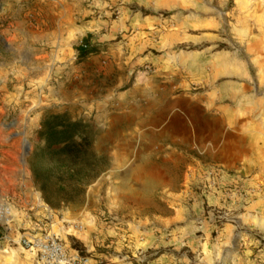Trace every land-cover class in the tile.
Returning <instances> with one entry per match:
<instances>
[{
  "label": "rangeland",
  "instance_id": "1",
  "mask_svg": "<svg viewBox=\"0 0 264 264\" xmlns=\"http://www.w3.org/2000/svg\"><path fill=\"white\" fill-rule=\"evenodd\" d=\"M171 95L208 112L185 172L148 157L178 141L152 118ZM62 115L89 142L74 178L39 133ZM0 204V264H31L23 232L90 264H264V0H0Z\"/></svg>",
  "mask_w": 264,
  "mask_h": 264
},
{
  "label": "crops",
  "instance_id": "2",
  "mask_svg": "<svg viewBox=\"0 0 264 264\" xmlns=\"http://www.w3.org/2000/svg\"><path fill=\"white\" fill-rule=\"evenodd\" d=\"M6 3L3 4L4 8L2 10V15L7 14V10L9 8H5ZM27 35H31L30 33ZM176 97H173V95L166 97L164 100L163 104H160L157 109L156 113L152 115L153 121L156 124L157 131L155 132H160L162 135V132L164 133H175L177 134L178 141L177 140H171L173 144H166L164 146H159V147H148V157H152L155 160H160L161 162L164 163H171L172 166H180L181 169H183V172L186 168L189 167L191 163H189V153L190 151V144L198 138H199V133H200V128L199 126L195 128L189 124L191 119L192 113H197L203 122L207 119L208 112L205 107H202L200 102L195 98V97H181L178 98L181 103L185 106L184 111H178V113H173L171 115H168V107L167 103L176 101ZM175 99V100H174ZM190 116V117H189ZM140 132V131H139ZM142 132V131H141ZM139 138V135H137ZM141 137V136H140ZM191 141V142H190ZM131 142L132 145L127 144L128 148L124 150L125 155L127 157L125 158V162L129 163L130 161L133 160L132 166L130 167L132 170L136 168L137 166V161H138V156L139 153L142 152L143 147L140 146L139 141L131 140V141H126L125 143ZM134 142V143H133ZM184 145L186 146L184 150H182L181 147L178 145ZM134 145V146H133ZM153 170H155V174H153L155 177L161 179V182L159 184H169L170 181V176L166 171L165 165H152L151 166ZM133 172V171H132ZM134 174V172L132 173ZM162 193V190L158 191ZM172 195V191L170 189H167V192L164 193V195ZM29 258V257H28Z\"/></svg>",
  "mask_w": 264,
  "mask_h": 264
},
{
  "label": "trees",
  "instance_id": "3",
  "mask_svg": "<svg viewBox=\"0 0 264 264\" xmlns=\"http://www.w3.org/2000/svg\"><path fill=\"white\" fill-rule=\"evenodd\" d=\"M78 51L79 55H85L88 50L84 45ZM62 117L52 116L51 121L44 119L39 133L45 140L48 160L55 161L53 168L74 178L81 172L82 166L91 168L87 166L89 142L82 132H74L79 122H69Z\"/></svg>",
  "mask_w": 264,
  "mask_h": 264
},
{
  "label": "built area",
  "instance_id": "4",
  "mask_svg": "<svg viewBox=\"0 0 264 264\" xmlns=\"http://www.w3.org/2000/svg\"><path fill=\"white\" fill-rule=\"evenodd\" d=\"M1 221L0 240L7 239V235L1 233V229L5 230L6 222ZM15 241L27 253L31 264H90L88 258L80 256L77 251L73 250L72 255L68 256L57 236L50 232H23Z\"/></svg>",
  "mask_w": 264,
  "mask_h": 264
},
{
  "label": "bare ground",
  "instance_id": "5",
  "mask_svg": "<svg viewBox=\"0 0 264 264\" xmlns=\"http://www.w3.org/2000/svg\"><path fill=\"white\" fill-rule=\"evenodd\" d=\"M24 145L27 146V142L26 141H25ZM7 216H8V211L6 210L5 205H1L0 204V220H2V221L7 220Z\"/></svg>",
  "mask_w": 264,
  "mask_h": 264
}]
</instances>
